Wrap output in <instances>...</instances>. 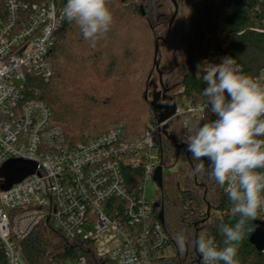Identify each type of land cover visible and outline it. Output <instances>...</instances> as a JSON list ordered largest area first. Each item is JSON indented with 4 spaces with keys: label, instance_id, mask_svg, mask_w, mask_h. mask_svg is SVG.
Returning <instances> with one entry per match:
<instances>
[{
    "label": "trees",
    "instance_id": "trees-1",
    "mask_svg": "<svg viewBox=\"0 0 264 264\" xmlns=\"http://www.w3.org/2000/svg\"><path fill=\"white\" fill-rule=\"evenodd\" d=\"M0 0V21L7 18L6 3ZM29 6H41L45 0H16ZM178 15L171 28L169 42L180 56L170 84H164L166 96L178 103L183 98L191 103L201 100L205 84V44L219 46L230 42L220 55L236 60L242 72L255 77L264 69V0H175ZM66 0H58L63 9ZM114 15L110 31L93 43L85 40L74 22L64 19L54 36L48 53L53 76L48 80L28 76L30 92L39 90L53 114V125L60 128L70 146L88 143L109 131L124 128L129 140L143 135L148 121L157 119L152 101L145 99L155 72V42L168 25L174 9L171 0H109ZM168 17V19H166ZM165 39V38H164ZM167 42V43H169ZM161 43H165L160 41ZM160 65V63H159ZM200 71V77L197 72ZM29 92V93H30ZM203 123V122H202ZM190 135L185 121L172 117L166 135L159 144L162 166L173 168L183 156L187 175L181 186L171 176L163 175V189L153 205V217L164 211L163 228L175 250L176 264H203L194 241L201 235L212 236L222 245L221 224L234 226L238 216L231 212L227 194L206 174L194 173L199 161L192 159L181 141ZM207 170V161H204ZM130 189L142 182V169L125 171ZM209 208V211H208ZM255 219L239 245L240 264H264V254L251 244ZM183 233L187 245L181 251L176 237ZM28 264H65L84 256L86 264H117L100 255L92 240L70 242L44 219L31 234L18 242ZM0 264H7L0 249Z\"/></svg>",
    "mask_w": 264,
    "mask_h": 264
},
{
    "label": "built area",
    "instance_id": "built-area-1",
    "mask_svg": "<svg viewBox=\"0 0 264 264\" xmlns=\"http://www.w3.org/2000/svg\"><path fill=\"white\" fill-rule=\"evenodd\" d=\"M57 3L29 6L8 0L7 18L0 21V167L12 159L37 165L34 174L8 190H2L5 180L0 179V249L7 264H28L18 242L48 218L70 242L92 240L100 255L117 264H176L174 248L172 255L167 253L172 245L163 224L153 217L155 202L144 195L162 166L159 144L165 123L151 121L133 140L120 127L70 146L53 125L51 108L39 99V90L27 87L28 76L45 81L53 76L47 56L64 22ZM229 47L228 41L205 44V69L207 63H219ZM254 78L264 83V69ZM204 105L203 94L195 104L183 98L173 117L214 120L207 109L194 111ZM138 168L142 182L132 190L124 172ZM257 221L264 223V211ZM65 264H86V259L81 255Z\"/></svg>",
    "mask_w": 264,
    "mask_h": 264
},
{
    "label": "clouds",
    "instance_id": "clouds-1",
    "mask_svg": "<svg viewBox=\"0 0 264 264\" xmlns=\"http://www.w3.org/2000/svg\"><path fill=\"white\" fill-rule=\"evenodd\" d=\"M62 16L74 22L85 40L96 43L111 29L114 15L109 0H66ZM200 77V71L197 72ZM206 109L204 115L186 120L190 130L181 142L195 161L194 173L206 174L228 196L231 212L238 220L234 226L221 224L222 245L214 237L201 235L194 241L203 264H240L239 245L249 220L264 211V83L239 70L236 60L226 56L219 63H207L202 76ZM204 161H207V170ZM177 243L184 250L188 241L181 233Z\"/></svg>",
    "mask_w": 264,
    "mask_h": 264
},
{
    "label": "rangeland",
    "instance_id": "rangeland-1",
    "mask_svg": "<svg viewBox=\"0 0 264 264\" xmlns=\"http://www.w3.org/2000/svg\"><path fill=\"white\" fill-rule=\"evenodd\" d=\"M174 9H170V13L173 14ZM168 19V17L166 18ZM159 34L166 38V27L162 28L159 31ZM159 71L162 73V80L163 84H170L172 78H174L170 73L175 72L178 63L181 61L180 56H177L175 53V46L172 42L169 43H161L159 46V55H158ZM151 86L148 92V98L152 101L154 97V91L161 92V87L159 86V76L158 72L155 69V72L151 79ZM164 85V86H165ZM151 121H148L146 124L147 126L150 124ZM145 128V129H146ZM9 162H18L15 163L13 166L8 168V172H3V169H7V164ZM34 164L20 159H12L6 162L2 167H0V179L7 180L10 177H16V179L22 178L23 180L29 178L32 174L31 171L33 170ZM186 165L184 164L183 156L181 155L180 160L178 163L171 169L165 168L164 169V176L168 179L170 176L174 178L173 180L176 181L182 187L181 181L187 175ZM12 174V175H11ZM14 179V180H16ZM13 180V179H12ZM13 180V181H14ZM145 199L148 202H157L159 199V188L155 181L151 180L149 183L146 184L144 190ZM90 229L86 227V230ZM168 255L173 254V246L167 249Z\"/></svg>",
    "mask_w": 264,
    "mask_h": 264
},
{
    "label": "water",
    "instance_id": "water-1",
    "mask_svg": "<svg viewBox=\"0 0 264 264\" xmlns=\"http://www.w3.org/2000/svg\"><path fill=\"white\" fill-rule=\"evenodd\" d=\"M171 1L174 5V14L169 21L167 36L165 39L159 38L155 42L154 64H155L156 70L158 72L159 86L161 87V92L154 91V97H153V100L151 103L152 107L157 112L158 122L159 123H165L164 128H163V134L164 135H166V130L168 128V121L175 114V102H172L171 100L169 102V98L166 96V89H165L164 84H163L162 73L159 71L158 55H159V42L160 41L165 42V43L169 42L170 36H171V28H172V25H173L177 15H178L179 6L175 0H171ZM145 99L146 100L148 99V92H146V94H145ZM162 103H168V105L163 106ZM15 163H18V162H9L7 164V169H3L2 171L8 172V168L13 166ZM31 163H33V162H31ZM33 164H34V167H33V170L31 171V174H34L36 169H37V165L35 163H33ZM163 175H164L163 166H159L155 172L153 179L157 183L160 190L163 189ZM12 179L14 180V179H16V177H10L9 179L5 180L4 184L2 185V190H8L13 185H15V184H17L23 180L22 178L16 179L14 181ZM208 211H209V208H208ZM159 221L162 224H164V211L160 212ZM250 242H251V244H253L256 247L258 252L264 251V223L257 221V220L254 222V232L250 238Z\"/></svg>",
    "mask_w": 264,
    "mask_h": 264
},
{
    "label": "flooded vegetation",
    "instance_id": "flooded-vegetation-1",
    "mask_svg": "<svg viewBox=\"0 0 264 264\" xmlns=\"http://www.w3.org/2000/svg\"><path fill=\"white\" fill-rule=\"evenodd\" d=\"M169 101H170V99H169ZM162 105H163V106H167V104H166V103H162Z\"/></svg>",
    "mask_w": 264,
    "mask_h": 264
}]
</instances>
